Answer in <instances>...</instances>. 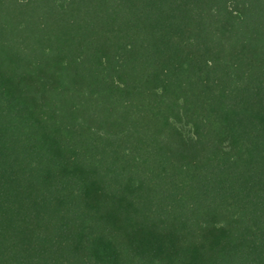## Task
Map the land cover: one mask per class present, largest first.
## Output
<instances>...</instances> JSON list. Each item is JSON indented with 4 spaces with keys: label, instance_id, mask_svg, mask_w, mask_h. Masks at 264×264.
<instances>
[{
    "label": "trees",
    "instance_id": "trees-1",
    "mask_svg": "<svg viewBox=\"0 0 264 264\" xmlns=\"http://www.w3.org/2000/svg\"><path fill=\"white\" fill-rule=\"evenodd\" d=\"M0 264H264V0H0Z\"/></svg>",
    "mask_w": 264,
    "mask_h": 264
}]
</instances>
